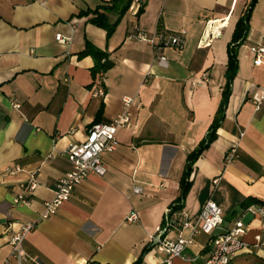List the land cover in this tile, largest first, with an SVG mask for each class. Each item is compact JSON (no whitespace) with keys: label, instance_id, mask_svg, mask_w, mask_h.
<instances>
[{"label":"crops","instance_id":"0c3cea01","mask_svg":"<svg viewBox=\"0 0 264 264\" xmlns=\"http://www.w3.org/2000/svg\"><path fill=\"white\" fill-rule=\"evenodd\" d=\"M111 1L0 0V264H18L9 241L26 222L34 227L20 264H135L146 247L140 264H164V254L149 242L158 227L175 239L183 222L196 221L211 199L227 229L247 206L264 202V101L256 110L251 99L264 88V65L254 66L248 51L264 46V0H256L237 49L223 113L227 46L249 0H142L137 11L132 0L107 36L90 20ZM116 19L111 15L109 22ZM207 21L228 24L206 41ZM135 29L184 31L186 45L165 49L162 66L150 44L131 38ZM57 35L70 42H58ZM100 59L111 68L101 79L105 97L95 98L92 69ZM124 97L136 101L132 128L117 132V150L103 157L105 176H90L55 214L41 219L58 179L71 168L66 148L83 142L96 122L121 113ZM217 119L216 139L193 165L182 207L172 210L187 155ZM231 147L237 157L225 165ZM31 175L36 187L25 192ZM23 192L30 204L14 205ZM133 213L138 220L130 222ZM242 221L245 246L229 264H264V218L245 214ZM211 237L195 236L172 264H201Z\"/></svg>","mask_w":264,"mask_h":264},{"label":"built area","instance_id":"2783aa9c","mask_svg":"<svg viewBox=\"0 0 264 264\" xmlns=\"http://www.w3.org/2000/svg\"><path fill=\"white\" fill-rule=\"evenodd\" d=\"M133 4V10L137 11L142 5V0H134ZM221 29H223V26L216 25L215 21H207L204 30L205 40L218 38L221 34ZM131 38L150 44L157 51V63L162 66L166 65V58L163 55L165 49L180 51L186 45L184 31L178 33L159 31L148 34L135 29ZM56 40L64 44L70 42L69 38H63L61 35H57ZM248 51L253 57L254 66L259 67L264 65V46H250ZM104 61L103 59L102 62ZM103 75V72L98 73L96 75L97 80L93 83L91 94L95 98L105 97L106 93L101 81ZM247 94H251V88L247 90ZM251 99L255 105V109L259 110L261 103L264 101V88L260 93H252ZM135 102V98H122L123 111L121 113L107 123L93 124L89 128L83 142L70 145L66 148L64 154L71 168L58 179L55 186L54 198L45 204L44 211L40 215L41 219H46L55 214L58 208L71 198L74 190L90 176H105L106 168L103 164V157L117 150L119 145L117 132L132 128V106ZM236 157V147H231L225 154V165L231 163ZM213 182L216 183L217 180ZM35 187L36 182L34 176L31 175V181L24 187V191L32 192ZM25 192L13 199L14 205L28 206L30 204L25 196ZM133 192L140 194L142 193V188L134 187ZM244 211L245 214L264 218V202L262 205L247 206ZM169 212L170 210L166 211L165 221H168ZM244 215L242 214L241 218L236 220L230 228L224 229L222 211L214 201L209 199L205 202L196 221L189 222L185 220L183 222L175 239H168L163 236L167 228L163 230L158 227L155 233L149 236V242L164 254V264H172L175 258L183 256V252L193 243L195 236L199 234L211 235L210 250L201 264H229L235 254L245 246L242 240L246 232V225L242 221ZM127 220L134 222L138 218L133 213ZM33 227L34 223L32 222L19 224L18 229L14 231L10 238V257L15 259L18 264L28 257V254L24 250L23 242ZM185 232L188 233L185 234Z\"/></svg>","mask_w":264,"mask_h":264},{"label":"trees","instance_id":"16d2710c","mask_svg":"<svg viewBox=\"0 0 264 264\" xmlns=\"http://www.w3.org/2000/svg\"><path fill=\"white\" fill-rule=\"evenodd\" d=\"M132 0H112L110 2V5H105L103 7L97 8L93 12V17L91 18V22L107 31V36H110L113 33L114 27L117 24V22L121 19V17L124 15V13L128 10L129 5L131 4ZM256 0H249L248 5L245 6L244 11L242 12V15L238 18V21L236 22L232 38L227 46V64H226V72H225V78L226 83L224 85V89L222 91V101H221V107L220 111L223 113V107L226 104L231 90V83L237 73L238 69V59H237V49L242 45L244 42L246 35L249 31V20L251 11L253 9V6L255 5ZM111 15H116L117 19L115 22L110 23L109 17ZM88 48V47H87ZM93 49L89 47L85 53L91 52ZM103 59H100L96 61V64L94 65L92 69L93 75H97L100 72H106L109 68H111V63L108 61L102 62ZM101 111H99L100 113ZM217 120H214V122L211 125L209 135L205 141L199 144L198 148L194 151L190 152L187 155V160L185 164V169L183 171L182 177L180 179V198L179 202H177V205H174L172 207V210L174 209H180L182 207V202L189 190L190 187V181L189 176L192 170L193 165L195 164L198 157L201 155L202 151L205 150L215 139H216V131L219 126V123ZM96 122L95 124H97ZM148 248L146 247L140 258L138 259L137 263L140 264L144 253L147 252Z\"/></svg>","mask_w":264,"mask_h":264},{"label":"bare ground","instance_id":"6f19581e","mask_svg":"<svg viewBox=\"0 0 264 264\" xmlns=\"http://www.w3.org/2000/svg\"><path fill=\"white\" fill-rule=\"evenodd\" d=\"M226 20V19H225ZM215 24L216 25H219V26H225V25H227L228 24V22L226 21V22H223V21H221V22H215Z\"/></svg>","mask_w":264,"mask_h":264}]
</instances>
